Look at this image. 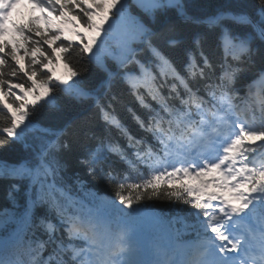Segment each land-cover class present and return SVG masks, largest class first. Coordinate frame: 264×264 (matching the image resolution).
I'll return each mask as SVG.
<instances>
[{
	"label": "snow or ice",
	"instance_id": "1",
	"mask_svg": "<svg viewBox=\"0 0 264 264\" xmlns=\"http://www.w3.org/2000/svg\"><path fill=\"white\" fill-rule=\"evenodd\" d=\"M32 2L95 34L77 32L74 44L62 28L33 39L41 29L13 24L16 46L0 42V149H30L0 157L10 205L0 209V264H264V0L206 15L187 0ZM20 3L0 0V37ZM58 52L66 77L49 67ZM89 65L98 83L85 79ZM60 94L90 102L104 134L86 120L40 127L36 116L59 109ZM73 137L94 141L78 163L112 197L79 179L77 196L64 181ZM155 200L173 207L157 212Z\"/></svg>",
	"mask_w": 264,
	"mask_h": 264
},
{
	"label": "trees",
	"instance_id": "2",
	"mask_svg": "<svg viewBox=\"0 0 264 264\" xmlns=\"http://www.w3.org/2000/svg\"><path fill=\"white\" fill-rule=\"evenodd\" d=\"M190 5V11L199 15H206L214 13L218 8L227 7L229 5H234L239 2H244L247 4L254 3V0H187ZM27 11L29 15L27 19L20 21L17 25L20 26H35L42 30L41 34L33 33V39H41L43 37L51 36V31H49V26L46 24L41 17L39 16V11L37 10L35 5L32 7H28ZM77 11H79L77 9ZM133 13L139 15L137 9L133 8ZM34 15V17H33ZM17 18V17H16ZM97 22H99V17H97ZM52 30V29H51ZM54 31V30H52ZM81 37V36H80ZM20 39L19 35L14 32L10 37H4L1 42H9L13 47L16 46V40ZM61 41H68L66 39H61ZM61 41H57L56 44H60ZM31 42H29L30 44ZM74 44H79L78 41H73ZM55 46V45H53ZM7 51V49L5 50ZM18 57H23L21 60V66L27 69L28 57L24 56L23 50L21 49L17 53ZM38 55V54H37ZM58 56L65 62L63 59V54L57 53ZM171 57L177 61L178 63L183 59V53L180 51H175L171 53ZM55 65V64H54ZM50 65V66H54ZM71 67V65H69ZM68 74V68L66 67V71L62 77H66ZM98 70L93 65H89V71L85 76L87 81H91L93 83H98ZM55 76V75H54ZM254 79L251 74H248L245 79L242 81V84L248 83ZM241 94H244L243 88ZM61 95L60 108L42 111L36 116V121L42 128H51V129H60L64 128L67 125L75 122L76 125H80L85 120L87 121L88 127L95 132L97 135L104 134L105 126L103 122L99 119V117L94 113L92 105L90 102H76L69 99L67 96ZM126 102H130V98H126ZM136 107L138 112H141L138 106ZM118 111L121 112L122 117L125 119V123H127L134 134L137 136L143 135L140 132L136 125L132 122L131 117L124 111L123 108L118 106ZM141 114H143L141 112ZM115 135V133H113ZM39 136V134H37ZM73 140V150L71 152L64 154V160L66 162L67 168L66 172L63 173L64 181L71 186L72 193L77 196L83 197L85 192L95 193L99 196L105 195L107 197L113 196V189L110 187L104 180L93 179L90 175L87 174L86 168L78 163V159L82 157L83 152L85 150V145L92 144L94 141H84L82 139H78L76 137L72 138ZM40 139L37 137L30 138L28 143L33 147H36L40 144ZM123 143V141H122ZM30 149H26L22 144L12 145L9 149L4 150L0 149V157L7 156L9 158H18L22 156L28 155ZM122 167V165H121ZM83 180L85 182V192H81L79 189V185L76 183L77 180ZM7 190L8 183L6 181H0V209L5 207H10L8 198H7ZM153 210L160 212H167L170 208L173 207L172 202L164 201V200H155L147 202ZM176 227H180V225H176ZM185 239H190L192 236H185Z\"/></svg>",
	"mask_w": 264,
	"mask_h": 264
},
{
	"label": "rangeland",
	"instance_id": "3",
	"mask_svg": "<svg viewBox=\"0 0 264 264\" xmlns=\"http://www.w3.org/2000/svg\"><path fill=\"white\" fill-rule=\"evenodd\" d=\"M41 10H42V14H43L45 22L48 23L49 27L52 30L55 31L57 28H62L63 29V34H62L61 39H66V40L71 41V42L74 41V39H76L74 25L72 23H66L65 22L66 20H70L68 18V15L65 17L64 20H61V19L58 18V16H56L51 11V9L45 10L44 8H42ZM49 67L53 68L54 74H55L58 71V67L59 66L57 67V64H56L55 67L54 66H50V65H49ZM16 91L18 92V90H16ZM18 94H19V92H18ZM101 197H107V196L101 195Z\"/></svg>",
	"mask_w": 264,
	"mask_h": 264
}]
</instances>
